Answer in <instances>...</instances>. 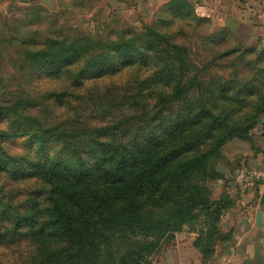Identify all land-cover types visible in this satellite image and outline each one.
<instances>
[{
  "label": "trees",
  "instance_id": "trees-1",
  "mask_svg": "<svg viewBox=\"0 0 264 264\" xmlns=\"http://www.w3.org/2000/svg\"><path fill=\"white\" fill-rule=\"evenodd\" d=\"M69 49L82 58L76 43ZM92 66L100 72L95 79L122 73ZM172 76L170 65L158 68L125 97L98 85L54 93L60 103L50 106V121L29 96L0 104L12 114L0 121V264H154L187 224L222 219L230 203L211 201L207 183L224 178L213 161L231 138L245 133L254 141L264 130L221 120L214 107H178L194 96ZM162 82L173 89L153 86ZM221 94L228 98L227 90ZM17 143L20 154L13 153ZM21 183L38 188L24 199Z\"/></svg>",
  "mask_w": 264,
  "mask_h": 264
},
{
  "label": "rangeland",
  "instance_id": "rangeland-1",
  "mask_svg": "<svg viewBox=\"0 0 264 264\" xmlns=\"http://www.w3.org/2000/svg\"><path fill=\"white\" fill-rule=\"evenodd\" d=\"M222 31L212 30L188 6L178 4H166L145 17L108 11L103 0L10 1L0 10V104L12 105L29 96L49 111L47 121H50V106L60 103V98L52 96L54 93L82 85L93 90L98 85L101 92L117 89L125 97L126 92L137 87L136 79L156 74L158 68L168 64L172 75L182 78L181 85L194 96L174 102L178 107H214L221 120L251 126L258 123L259 129L264 130V47L241 45ZM74 43L82 55L77 61L74 58L78 57L71 58L73 51L69 49ZM129 58L135 61L131 66L126 63ZM70 59L74 62L70 63ZM95 63H99V69L105 68L101 73L113 70L122 73L95 79L100 73L90 67ZM71 75L73 78L69 80ZM153 86L173 89L166 82ZM223 90L228 92L226 99L221 94ZM8 116L12 114L0 110V121ZM250 139L242 133L228 140L212 167L223 176L222 172L233 170L238 161L232 157V147L254 151L255 140ZM17 145L13 153L20 154L23 147ZM224 179L225 176L221 180ZM221 180L207 183L212 202L225 203L228 199L226 192L216 193ZM21 188L23 198L28 199L38 187L21 183ZM221 221L212 224V216L207 220L201 216L187 224L172 236L173 240L159 248L153 263L161 264L163 254L183 238L191 241L200 264H212L217 249L230 238ZM212 225L218 229L215 234ZM199 231L203 232L202 250L195 244ZM0 255L5 262L1 250Z\"/></svg>",
  "mask_w": 264,
  "mask_h": 264
},
{
  "label": "crops",
  "instance_id": "crops-1",
  "mask_svg": "<svg viewBox=\"0 0 264 264\" xmlns=\"http://www.w3.org/2000/svg\"><path fill=\"white\" fill-rule=\"evenodd\" d=\"M10 1L16 0H0V10ZM103 1L108 11L145 17L166 4L186 3L215 30L227 32L237 43L258 49L264 47V0ZM262 134L256 137L254 151L232 147V157L238 162L233 170L222 172L225 179L219 181L215 188L216 193L224 191L228 196L230 205L221 223L224 233L230 238L217 249L212 264H264V179L253 176L254 172H264ZM245 149L249 151H243ZM175 243L176 247L163 254L161 264H200L189 239L180 238Z\"/></svg>",
  "mask_w": 264,
  "mask_h": 264
},
{
  "label": "built area",
  "instance_id": "built-area-1",
  "mask_svg": "<svg viewBox=\"0 0 264 264\" xmlns=\"http://www.w3.org/2000/svg\"><path fill=\"white\" fill-rule=\"evenodd\" d=\"M253 176L254 177H260V178H263L264 179V172H254L253 173Z\"/></svg>",
  "mask_w": 264,
  "mask_h": 264
}]
</instances>
